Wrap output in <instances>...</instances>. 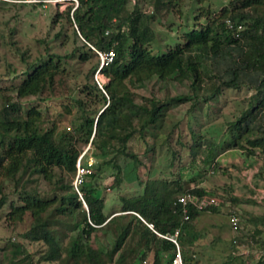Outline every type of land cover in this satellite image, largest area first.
<instances>
[{
	"label": "trees",
	"instance_id": "trees-1",
	"mask_svg": "<svg viewBox=\"0 0 264 264\" xmlns=\"http://www.w3.org/2000/svg\"><path fill=\"white\" fill-rule=\"evenodd\" d=\"M77 1L75 7L67 5L65 10L69 19L71 15L82 39L73 53L83 61L96 55V50L106 52L111 49L114 53L112 59L99 70L109 81L103 83L102 88L95 78L91 84L85 85L88 91L97 96L103 108L96 114L91 113L82 100L77 98L75 102L79 114L73 132H56L54 124L47 129L39 126L40 112L35 107L23 111L18 100H2L0 176L3 178H0V210L6 205V215L12 220L21 219L28 211L31 224L25 237L47 244L45 259L59 260L60 249L49 228V218L54 213L72 214L76 205L81 207V199L71 181L66 183L61 175L54 181V190L64 188L67 191L61 194L58 205L48 216L43 213L55 200V196L41 197L37 192L23 188L18 190L20 202L16 203L3 192L2 182L11 180L16 185L29 170L48 181H52L53 168L74 176L79 155V149L73 142L75 139L89 143V148L95 150L92 155L95 158L105 157L108 153H113V156L104 160L96 159L89 166L86 161L82 162L91 169L84 174L78 186L86 208L81 207L82 218L72 228L76 234L70 242L69 253L63 264H84L81 260L87 261V264H99L104 262L103 257H107L111 264H140L150 253L149 264H171L175 249L173 242L157 235L131 211L137 212L146 222H151L161 234H170L178 226L180 231L177 240L182 264H197L193 256L185 254L182 247L195 238L189 221L200 211L190 207L188 219L183 220L180 207L174 204L179 194L174 196L172 190L166 189L159 180L146 182L138 194L120 196L121 207L117 213L108 215L104 212L105 202L99 195L95 180L100 177H118V171L123 172L129 180L137 179L138 155L129 150L128 141L137 132L143 135L162 114L159 100L151 98L147 102H135L130 91L119 88V85L126 78L134 84L157 75L161 79L172 78L177 81L189 78L192 87L197 90L200 87L198 68L201 66L202 71L209 70L215 77L211 82L210 96L207 95L206 99L218 93L222 87H240L244 84L253 87L254 101H250L241 110L237 119L230 121V130L236 134L229 145H238L248 154H254L256 150L264 154V0H231L229 7L221 8L217 16L207 18L195 26L193 24L182 32L180 40L170 39L171 42H167L165 49L158 53H153L149 48V43L156 35L152 27L154 15L134 9L125 16H118L126 0ZM175 2L154 0V11L159 13L163 6L169 12ZM238 25L241 27L238 28ZM59 61L60 55L48 54L30 63L23 70L22 79L11 87L15 96L39 93L58 70ZM99 62L93 65L92 71L98 67ZM242 140L247 145L242 144ZM210 143L206 141L207 145ZM190 145L192 154L201 151L200 140ZM214 155L210 148L206 162L211 161ZM119 157L129 160L120 166L117 162ZM106 164H111L115 170L103 172L107 168ZM109 185L112 188L117 186L114 182H109ZM189 191L198 195L204 193L202 189L195 188ZM210 210L215 211V207ZM109 228H113L115 234L111 249L104 251L92 247L89 243L91 234ZM127 239L133 243H127ZM11 245L12 264H16L13 258L17 254H23L19 259L21 264H33L22 244L12 242ZM255 264H264V260L260 259Z\"/></svg>",
	"mask_w": 264,
	"mask_h": 264
},
{
	"label": "rangeland",
	"instance_id": "rangeland-1",
	"mask_svg": "<svg viewBox=\"0 0 264 264\" xmlns=\"http://www.w3.org/2000/svg\"><path fill=\"white\" fill-rule=\"evenodd\" d=\"M229 2L231 0H176L169 12L162 6L158 13L154 11V0H126L118 16H125L134 9L154 15L152 27L156 35L149 48L158 53L165 49L170 39L180 40L184 30L217 16L221 8L229 7ZM67 5L74 7V2L62 0L43 5L0 0V107L5 98L18 100L23 111L31 106L39 110V126L42 129L54 124L56 132L65 130L72 133L79 114L75 102L77 98L94 114L102 110L103 104L85 88L94 79L98 67L94 71L92 67L100 61L99 55L96 52V55L83 61L73 53L82 39L71 15L69 19L65 13ZM48 54L61 56L58 70L51 80L37 94L16 97L11 87L22 79L23 70ZM204 70L201 66L198 68L200 87L197 90L192 87L189 78L177 81L161 79L157 75L134 84L127 78L120 83L119 88L130 91L135 102H147L151 98L159 100L162 114L143 135L137 132L128 141L129 150L138 155V178L129 180L118 171V177H100L95 181L105 202L104 212L108 215L120 209V196L138 194L143 185L152 180H159L166 189L172 190L174 196L194 188L202 189L203 194L215 195L219 200V204L214 206L215 211L210 208L201 210L189 221L195 238L182 247L185 254L193 256L197 264H255L260 259L264 260V154L258 150L248 154L238 145H229L236 134L230 130V121L237 119L241 110L254 101L255 89L245 84L222 87L206 99L215 77L211 71ZM209 75L212 77L208 78ZM98 77L104 83L109 81L104 73L99 72ZM197 140L202 142L201 151L194 155L190 144ZM206 141L211 143L207 145ZM73 142L79 149V155L88 148L81 163L86 161L90 164L96 159L113 156V153H108L105 157L95 158L92 156L95 150L89 148V143L75 139ZM241 143L246 144L244 140ZM210 148L215 155L206 162ZM128 160L119 157L117 162L122 166ZM105 167V173L115 170L111 164ZM52 173V181H48L29 170L16 185L11 180H4L2 190L16 203L20 202L18 190L23 188L35 191L41 197L55 196L43 213L48 216L58 205L61 194L67 191L64 188L54 190V181L61 175L66 183L70 180L73 184L75 178V175L59 168H53ZM109 182L117 186L112 188ZM80 206L86 208L82 201ZM81 207L76 205L72 214L54 213L49 218V228L61 254L59 260L50 261L45 259L47 244L25 237L31 224L30 213L26 211L21 219L12 220L6 215L8 207L5 205L0 210V264H12V242L22 244L33 264H63L76 234L72 228L82 218ZM131 212L136 216L137 212ZM230 214L237 217L236 229L232 228ZM114 239L113 228L96 230L91 234L89 243L94 248L109 251ZM126 242L133 243L131 239ZM22 256L17 254L13 258L16 264L22 263L19 260ZM106 258L103 257L104 262L99 264H111ZM150 259L151 253L140 264H149ZM81 262L87 264V261Z\"/></svg>",
	"mask_w": 264,
	"mask_h": 264
},
{
	"label": "built area",
	"instance_id": "built-area-1",
	"mask_svg": "<svg viewBox=\"0 0 264 264\" xmlns=\"http://www.w3.org/2000/svg\"><path fill=\"white\" fill-rule=\"evenodd\" d=\"M6 1H11V2H18V3H38V2H42L43 5H46V3L48 2H52V3H56V2H59V1H62V0H6ZM74 2V7L77 5L78 1L77 0H72ZM231 25V24H230ZM241 26L238 25V28H240ZM96 52L98 53L99 55V59H100V62H99V66H98V69L96 71V74L94 76L97 84L99 85L100 88H102V84L104 83L101 79V77L99 78L98 77V73H99V70L101 68V66L103 64H106L108 63L112 57H113V50H107L106 52H101V51H98L96 50ZM88 148L85 149V151H83L77 158L76 160V163H75V166H76V173H75V178H74V181H73V187L74 189L77 191L78 195H79V198L81 199V201L85 204L82 196H81V193L79 192L78 190V186L81 184L82 180L84 179V174L89 172L90 169H89V165L91 164H88V166H84L82 163H81V159L83 157V155L85 154V152L87 151ZM174 204H176L177 206L180 207L181 209V212H182V217H183V220H186L188 219L189 215H188V209L190 207L194 208L195 210L197 211H201V210H204V209H207V208H211V207H214L216 205L219 204V200L218 198L213 195V194H196V193H193L191 191H185V192H182L181 194H179L174 202ZM136 216L138 218H140L150 229H152L157 235L161 236V237H164V238H167L169 239L170 241L173 242L174 246H175V249H174V254L171 258V264H182V258H181V250H180V246H179V243H178V240H177V237H178V234H179V231H180V228L177 226L174 231L172 233H167V234H161L159 232H157L154 227H153V224L151 222H146L140 215H138L137 213H135ZM230 221H231V224H232V228L233 229H236L237 228V217L235 214H230Z\"/></svg>",
	"mask_w": 264,
	"mask_h": 264
}]
</instances>
